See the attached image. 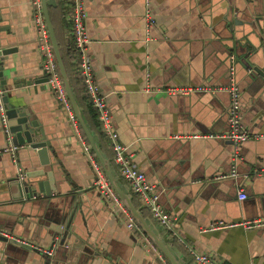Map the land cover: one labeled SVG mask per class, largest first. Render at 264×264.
Wrapping results in <instances>:
<instances>
[{
	"label": "crops",
	"instance_id": "1",
	"mask_svg": "<svg viewBox=\"0 0 264 264\" xmlns=\"http://www.w3.org/2000/svg\"><path fill=\"white\" fill-rule=\"evenodd\" d=\"M84 1L87 53L113 128L128 146L131 162L162 189L159 202L177 218L184 242L217 264H264V226L208 229L218 221L264 219V137L259 136L264 134V0H150L148 6L144 0ZM0 13V48L16 49L3 63L10 102L30 107L44 128L54 149L48 152L53 165L46 168L54 171L58 186L51 195H39L24 205L1 188L6 176L17 172L16 163L24 170L28 155L34 163L37 157L31 148L21 146L14 161L3 151L8 142L0 125V230L31 245L23 250L0 242V264H159L157 252L143 235L129 231L125 219L90 184L95 172L79 134L46 83L38 82L43 72L33 0H0ZM55 23L66 42L70 37L62 15L55 14ZM231 54L238 59L241 121L257 135L238 148L224 137L230 129L226 90L172 96L164 90L170 85L226 87ZM247 54L249 72L239 62ZM79 95L76 100L85 122L99 135V148L118 172L94 110L83 91ZM56 157L58 162L53 161ZM233 167L236 176L224 178ZM236 177L243 178L239 185ZM119 179L128 185L121 175ZM70 180L80 188L92 186L80 194L73 216L72 207L65 215L62 206L31 205L37 198H62L72 188ZM239 189L246 194L242 200ZM129 192L141 210L138 197ZM145 213L163 240L182 253L180 262L196 264L184 245ZM65 230L63 244L50 255L44 253L42 249L62 238Z\"/></svg>",
	"mask_w": 264,
	"mask_h": 264
},
{
	"label": "built area",
	"instance_id": "2",
	"mask_svg": "<svg viewBox=\"0 0 264 264\" xmlns=\"http://www.w3.org/2000/svg\"><path fill=\"white\" fill-rule=\"evenodd\" d=\"M145 4L148 6L150 0H144ZM84 0H66L65 2V15L64 19L67 24V30L69 37L71 39L76 63L75 72L80 76L83 83V93L85 95L86 102L94 110L95 117L97 120L98 127L101 133L107 138L109 147L112 151V158L119 174L128 183L130 190L138 197L141 205L146 208L150 215L165 228V230L176 240L184 245L188 250L191 257L196 264H217L213 258L203 252H199L189 246L184 242V239L178 232L176 227L177 218L167 212L165 208L159 202V194L156 191V187L153 183L147 180L143 171L138 169L131 162V153L128 152V146L121 143L118 139L117 132L113 128L111 111L106 103L105 96L100 92L99 86L93 76L91 62L87 53L88 48V35L85 27V20L87 17V11L85 8ZM34 14H33V24L35 26L38 48L41 56L42 62V72L46 75L47 80L45 81L50 92L55 97L56 101L64 109L67 119L73 125L76 132L79 134L82 140L83 149L88 154L89 159L92 163L93 170L95 172V184L99 188L105 200L112 206L113 210L121 215L125 219V225L129 231L133 234H142L144 239L148 242L150 249L157 252V256L160 258L159 264H169L168 261L164 259L161 253L158 252V248L150 239L143 233L138 224L134 221L126 207L121 202L120 198L115 194L113 189L106 182L105 176L97 162L93 159V153L91 152L88 144L86 143L84 137L81 134L79 124L70 105L68 97L66 95L65 89L63 87L61 75L59 73L55 57L53 54L52 46L50 43L48 31L44 21L43 13L41 10L40 0H33ZM235 56L230 55V67H229V84L226 87L216 88L207 85H196V86H167L164 90L167 95H179L188 94L193 91H211L216 90H226L229 94L230 104L227 110V118L230 126L229 131L224 135V137L230 139L236 148L238 146L250 139L252 136L256 137L249 132L245 126L242 124L240 115V91L235 81ZM264 137L263 135H259ZM9 138V137H8ZM7 138V140H8ZM17 147L8 144L3 151L9 152L13 160H16L15 151ZM17 173L18 178L22 179L24 177V171L18 163ZM225 177H235L236 172L231 171L229 174L222 175ZM239 200L244 199L245 193L243 189H239L238 192ZM242 225L245 228H257L264 226V219H256L252 221L243 222H214L209 226V230L219 229V228H230L233 226ZM59 243V238L53 244L42 251L46 254H51L53 249Z\"/></svg>",
	"mask_w": 264,
	"mask_h": 264
},
{
	"label": "water",
	"instance_id": "3",
	"mask_svg": "<svg viewBox=\"0 0 264 264\" xmlns=\"http://www.w3.org/2000/svg\"><path fill=\"white\" fill-rule=\"evenodd\" d=\"M246 2H250V0H246ZM41 10L43 13L44 21L46 24V28L48 31L50 43L52 46L53 54L55 57V61L61 75L63 87L65 89L66 95L70 102V105L73 109L79 127L85 137V140L88 143V147L93 153L94 158L97 160V163L101 170L104 173L106 182L113 189L115 194L120 198L123 205L126 207L134 221L141 228L143 233H146L156 245L161 254L167 259L169 264H186L180 262V257L182 253L177 250V248L171 244H169L166 240L164 241L162 238V234L155 227L154 223L151 222L149 217L143 215L142 211L137 208L132 202V195L129 192L130 188L128 185L122 184L119 177V173L111 168L109 159L105 152H103L99 146V135L92 131V128L89 124H87L82 116L81 107L78 105L76 100V94L74 92V88L70 84L69 76L66 71V67L64 65L61 51L59 49V44L55 36L54 28L49 16V7H56V0H40ZM235 9V8H234ZM236 11V10H235ZM1 17V13H0ZM1 30V28H0ZM235 34V33H234ZM235 41L238 42V35H233ZM242 42V41H241ZM233 47V46H232ZM254 49L253 54H256V46L252 44ZM233 49L236 50L235 46ZM15 47L9 48H0V125L3 127L5 132V137L8 138V144L15 145L17 149L21 146H28L32 149L35 156L37 157V163H34L33 158H31L30 154L27 157L28 165L24 168V177L22 179L18 178V173L10 174L6 176V179L2 183L1 187L4 189L8 195L20 202L24 205V201L36 198L39 195L41 196H49L55 191L58 186L56 184L55 173L52 169L46 168L48 165H53V162H50L48 152L49 150L54 151L52 143L46 138V133L41 123L36 120L34 116L33 110L27 105H15L10 102L11 89L8 88L7 77L3 74V63L6 59L5 55H9L15 51ZM237 51V50H236ZM249 54L243 55L244 60H239L244 66L247 67V71H251V62L248 59ZM228 61L230 66V55H228ZM238 63V59L235 58V72L236 65ZM252 74V72L250 73ZM228 76H229V68H228ZM47 80L46 75L43 73L41 78L38 80L39 83H43ZM235 74V81H236ZM237 84V81H236ZM238 86V85H237ZM239 89V87H238ZM240 91V89H239ZM229 96V94H228ZM241 98V97H240ZM241 108V107H240ZM227 116V114H226ZM236 150V149H235ZM236 152L233 153V158L235 157ZM59 161L58 157H56L53 161ZM39 167H36V165ZM231 171H235L234 167ZM230 171V172H231ZM95 179L93 183H90L93 187L96 186ZM235 178L236 183L239 185L243 178ZM72 188L68 191L64 192V196L62 198H53V199H36L31 201V205L38 206L42 208L43 206H62L65 210V215L68 208L72 207L71 216L74 215L75 211L78 208V202L80 200V194L86 191L88 188H92L90 184L86 188H80L76 186V183L70 180ZM157 187V186H156ZM156 191L159 194L162 192L160 187L156 188ZM11 192V193H10ZM246 196V194H245ZM77 199V200H76ZM77 201L74 205L72 203ZM72 205V206H71ZM71 209V208H70ZM68 213V212H67ZM65 217L63 218L64 222ZM72 218L68 219V224L71 222ZM67 224V225H68ZM69 228L66 226V229ZM1 229V226H0ZM1 231V230H0ZM3 232V231H1ZM0 232V242L4 244H8L10 246H19V248L29 249L31 245L27 244L23 240L17 238L16 234H11L8 232ZM66 236V230L62 233V238L59 240L62 241L59 243L63 244V239ZM68 245H65L67 247Z\"/></svg>",
	"mask_w": 264,
	"mask_h": 264
},
{
	"label": "trees",
	"instance_id": "4",
	"mask_svg": "<svg viewBox=\"0 0 264 264\" xmlns=\"http://www.w3.org/2000/svg\"><path fill=\"white\" fill-rule=\"evenodd\" d=\"M65 2H66V0H63V3L60 2V0H58L56 7H49V16H50L51 22H52L53 27H54L56 39L59 43V49L61 51V56H62L64 65L66 67L67 74L69 76L70 84L74 88V91L77 94V97L80 98L79 92L83 91V83H82V80H81L80 76L78 75V73L75 72L76 63L70 62V60L72 58L75 59V55H74L75 52H74L73 45H72V42L70 41V39H67L66 42H63V40L59 37V32H58V29H57L56 23H55V14L58 13L60 16L62 15V17L64 18ZM94 116H95V113H94ZM97 126H98V124H97ZM81 134L84 137L82 131H81ZM110 156H113V155L110 154ZM141 210L146 215L145 210H147V209L141 207Z\"/></svg>",
	"mask_w": 264,
	"mask_h": 264
}]
</instances>
